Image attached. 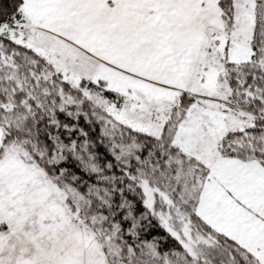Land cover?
<instances>
[{"label":"snow or ice","instance_id":"obj_1","mask_svg":"<svg viewBox=\"0 0 264 264\" xmlns=\"http://www.w3.org/2000/svg\"><path fill=\"white\" fill-rule=\"evenodd\" d=\"M0 264H264V0H0Z\"/></svg>","mask_w":264,"mask_h":264}]
</instances>
